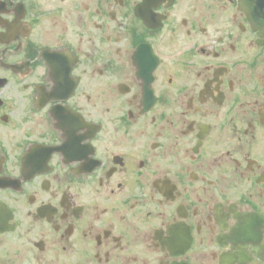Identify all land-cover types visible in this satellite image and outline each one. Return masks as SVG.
<instances>
[{"label": "flooded vegetation", "instance_id": "flooded-vegetation-1", "mask_svg": "<svg viewBox=\"0 0 264 264\" xmlns=\"http://www.w3.org/2000/svg\"><path fill=\"white\" fill-rule=\"evenodd\" d=\"M264 0H0V264H264Z\"/></svg>", "mask_w": 264, "mask_h": 264}, {"label": "water", "instance_id": "water-1", "mask_svg": "<svg viewBox=\"0 0 264 264\" xmlns=\"http://www.w3.org/2000/svg\"><path fill=\"white\" fill-rule=\"evenodd\" d=\"M258 21H259V24L261 23V24H260L261 26L264 25V18H261V17H260Z\"/></svg>", "mask_w": 264, "mask_h": 264}]
</instances>
